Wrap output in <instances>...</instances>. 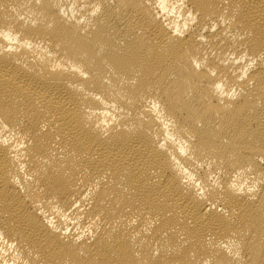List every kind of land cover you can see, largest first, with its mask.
<instances>
[{"label": "bare ground", "instance_id": "1", "mask_svg": "<svg viewBox=\"0 0 264 264\" xmlns=\"http://www.w3.org/2000/svg\"><path fill=\"white\" fill-rule=\"evenodd\" d=\"M0 264H264V0H0Z\"/></svg>", "mask_w": 264, "mask_h": 264}]
</instances>
